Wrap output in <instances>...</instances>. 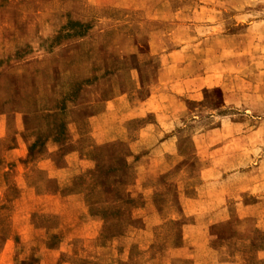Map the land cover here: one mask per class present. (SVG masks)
Instances as JSON below:
<instances>
[{
  "label": "rangeland",
  "instance_id": "rangeland-1",
  "mask_svg": "<svg viewBox=\"0 0 264 264\" xmlns=\"http://www.w3.org/2000/svg\"><path fill=\"white\" fill-rule=\"evenodd\" d=\"M156 95L176 115L186 148L223 127L230 153L217 167L223 176L248 173L225 199L227 222L203 240H185L184 217L179 246L195 243L200 264H264V0H0V264H43L42 242L55 223L33 212L57 200L35 198L17 174L45 179L51 155L62 167L74 141L94 135L92 118L102 112L120 129L126 119L135 129L155 122L154 113L139 115ZM107 147L96 148L100 167L119 169L125 184L124 156L100 160ZM196 162L191 156L184 166L196 171ZM240 198L257 204L255 218L241 220Z\"/></svg>",
  "mask_w": 264,
  "mask_h": 264
},
{
  "label": "crops",
  "instance_id": "crops-1",
  "mask_svg": "<svg viewBox=\"0 0 264 264\" xmlns=\"http://www.w3.org/2000/svg\"><path fill=\"white\" fill-rule=\"evenodd\" d=\"M162 103L158 95L144 102L151 110L147 108L139 117L154 113L157 119L137 129L130 119L120 129L109 119V111L97 114L92 118L96 122L94 135L87 141L79 136L75 147L63 156L62 167L51 155L41 169L45 179L32 176L29 181L23 171L17 174L35 198L57 200V205L47 211L33 212L34 217L55 221L49 237L42 242L43 264H159L160 259L167 264H200L190 252L195 243L185 241L179 246V223L184 217L191 219L182 226L183 239L203 240L202 233L208 234L212 226L227 222L225 199L232 184L248 173L223 176L217 167L216 159L223 160L230 153L227 140L231 136L223 127L220 133L214 129L202 131L190 139L191 147L186 148L174 120L176 115L168 116ZM120 142H127L130 149L100 160L109 164L124 156L128 164L123 174L125 184L118 180L119 169L97 168L100 162L96 148ZM191 156L196 157V171L184 166ZM109 172L111 177L105 176ZM178 183L183 186L182 192H171V186ZM234 206L241 211V220L255 216L249 211L257 204L242 199ZM254 223L259 228L257 219ZM213 249L220 262H225L221 259L225 246ZM49 254L57 256L53 263H49Z\"/></svg>",
  "mask_w": 264,
  "mask_h": 264
},
{
  "label": "trees",
  "instance_id": "trees-1",
  "mask_svg": "<svg viewBox=\"0 0 264 264\" xmlns=\"http://www.w3.org/2000/svg\"><path fill=\"white\" fill-rule=\"evenodd\" d=\"M121 145L122 144H119V145H114V146H109V147H107V148H113V150H112V152H111V154H110V156H116L118 153H123L124 151H121L120 150V148L119 147H121ZM123 161V159H122V157L121 156H119V159H118V163H121ZM128 166V164H127V161L125 160V168ZM97 168H100V165H98V167ZM99 170V169H98ZM103 172V171H102ZM112 172H115V171H112ZM111 174V172H109V174L107 173H105V176H109ZM103 176H104V174H103ZM110 177H111V175H110ZM105 185H106V182L104 183Z\"/></svg>",
  "mask_w": 264,
  "mask_h": 264
}]
</instances>
